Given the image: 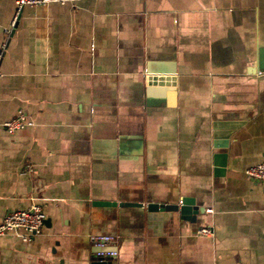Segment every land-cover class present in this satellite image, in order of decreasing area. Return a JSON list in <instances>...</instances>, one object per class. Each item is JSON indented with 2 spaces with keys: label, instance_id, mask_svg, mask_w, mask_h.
Masks as SVG:
<instances>
[{
  "label": "crops",
  "instance_id": "crops-1",
  "mask_svg": "<svg viewBox=\"0 0 264 264\" xmlns=\"http://www.w3.org/2000/svg\"><path fill=\"white\" fill-rule=\"evenodd\" d=\"M0 0V264H264V0ZM161 74L147 82V75ZM191 196L203 210L146 209ZM210 226L211 235L196 232ZM113 240L95 245L89 234Z\"/></svg>",
  "mask_w": 264,
  "mask_h": 264
},
{
  "label": "built area",
  "instance_id": "built-area-1",
  "mask_svg": "<svg viewBox=\"0 0 264 264\" xmlns=\"http://www.w3.org/2000/svg\"><path fill=\"white\" fill-rule=\"evenodd\" d=\"M48 1L65 2L73 0H13L15 6L11 22L21 5L43 3ZM26 123H31V120L27 119L20 110H17L13 115L0 120V126H2L7 132H12L14 129L21 127ZM243 172L251 177L263 178L264 159L248 164L244 167ZM43 218L44 213L40 205L36 202H31L25 207H17L7 210L0 219V233L5 231H14L22 239H29L33 234L39 232ZM196 232L204 235H211L212 228L210 226H199L196 228ZM89 240L95 245H102L106 242L112 241L113 235L109 233H92L89 234ZM95 254L101 256H112L116 254V249L111 248L104 251L99 249L95 251Z\"/></svg>",
  "mask_w": 264,
  "mask_h": 264
},
{
  "label": "water",
  "instance_id": "water-1",
  "mask_svg": "<svg viewBox=\"0 0 264 264\" xmlns=\"http://www.w3.org/2000/svg\"><path fill=\"white\" fill-rule=\"evenodd\" d=\"M162 79L161 74L147 75V82L160 81ZM146 209H165L176 210L180 217H192L197 210L202 211L204 208L202 205H198L194 202L191 196H181L177 202H163V201H148L145 204ZM90 264H109L108 258L101 255H94Z\"/></svg>",
  "mask_w": 264,
  "mask_h": 264
}]
</instances>
